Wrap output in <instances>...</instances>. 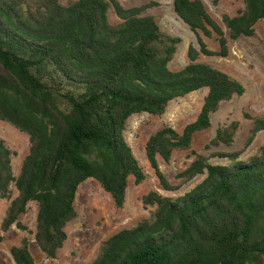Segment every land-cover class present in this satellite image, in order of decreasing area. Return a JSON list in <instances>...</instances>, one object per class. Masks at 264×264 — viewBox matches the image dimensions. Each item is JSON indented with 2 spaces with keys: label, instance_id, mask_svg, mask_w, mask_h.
I'll return each instance as SVG.
<instances>
[{
  "label": "trees",
  "instance_id": "16d2710c",
  "mask_svg": "<svg viewBox=\"0 0 264 264\" xmlns=\"http://www.w3.org/2000/svg\"><path fill=\"white\" fill-rule=\"evenodd\" d=\"M242 1L236 15L222 16L231 40L253 35L264 19V0ZM155 4L125 8L118 0H0V120L29 141L14 176L11 152L0 139V198L9 201L0 227L27 230L19 217L35 202L34 240L47 257L56 258L67 239L65 226L77 216L79 184L94 179L121 208L129 177L135 184L146 178L123 136L127 118L161 115L172 99L205 88L192 121L180 132L165 125L144 145L164 190L205 177L177 197L155 190L142 195L144 205L154 206L149 218L104 239L90 264H264V144L239 159L264 130V115L244 112L251 124L239 150L204 155L191 149L194 134L211 127L210 115L220 103L242 95L244 87L198 61L201 54H228L225 32L201 0H173L198 47L190 44L189 62L170 69L181 39L143 14ZM110 7L120 22H109ZM213 36L218 50L206 44ZM237 127L235 120L218 127L207 147L230 145ZM183 150H191L193 158L176 174L179 183L172 184L157 156L168 161L173 151ZM210 156L227 157L229 163L211 164ZM9 252L15 264H34L26 237Z\"/></svg>",
  "mask_w": 264,
  "mask_h": 264
},
{
  "label": "rangeland",
  "instance_id": "374dc122",
  "mask_svg": "<svg viewBox=\"0 0 264 264\" xmlns=\"http://www.w3.org/2000/svg\"><path fill=\"white\" fill-rule=\"evenodd\" d=\"M68 1L70 0H60L61 3ZM201 1L206 11L225 32L228 54L225 57L201 54L198 61L226 72L244 87L242 95H234L231 99L220 103L218 110L210 115L211 127L209 129L194 134L191 149L209 155L211 150L231 152L242 147L251 124L250 120L243 116L244 112L253 116L264 115V19L255 24L253 35L231 40L227 35V28L222 23V16L224 14L236 15L243 9V1L219 0L217 3L213 0ZM118 2L125 8L155 2L156 4L147 8L143 14L152 15L163 32L181 39L172 60L168 63L169 68L178 70L189 62L188 46L192 44L197 48V39L194 32L174 12L173 0H118ZM108 20L113 24L121 21L112 7L108 10ZM205 41L211 50H218V42L214 36L205 38ZM205 93L206 89L202 88L176 97L168 103L161 115L141 112L127 118L123 136L146 174V178L141 183L135 184L133 177H129L125 203L121 208L114 205L110 195L104 192L97 181L92 178L83 181L79 184L74 199L77 216L65 226L67 239L56 258H49L40 251L34 240L32 231L35 226L36 203L29 202L28 211L19 217L21 224L26 226L27 230H21L12 225L4 232L0 227V237H2L0 239V264H15L9 249L13 245H18L23 237L29 241V251L34 257V264H90L104 239L123 228L134 226L139 221L149 218L154 206L144 205L141 201L142 195L155 190L164 196L177 197L201 182L205 174H199L187 182L180 183L176 190H164L158 184L147 162L144 145L151 134L165 125L180 132L198 114ZM234 120L238 121V127L234 133L233 142L228 146L220 144L218 147H207L216 129ZM0 139L11 152L13 175L17 176L21 161L28 152V137L7 122L0 120ZM262 144H264V130L255 135L252 143L240 153L239 159L243 160L254 155ZM192 158L191 150H183L173 151L168 161L157 156V161L166 178L172 184H178L176 174L183 170ZM209 162L224 165L229 163V159L210 156ZM10 189L12 196H15L17 191L14 184H10ZM8 203V200L0 198V223Z\"/></svg>",
  "mask_w": 264,
  "mask_h": 264
}]
</instances>
